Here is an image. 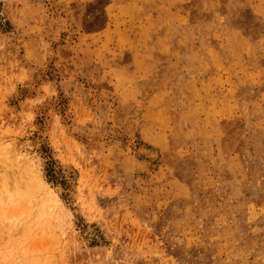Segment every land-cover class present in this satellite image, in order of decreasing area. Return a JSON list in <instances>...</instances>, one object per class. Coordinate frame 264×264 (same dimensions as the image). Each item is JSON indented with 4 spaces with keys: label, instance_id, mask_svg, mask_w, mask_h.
Listing matches in <instances>:
<instances>
[{
    "label": "rangeland",
    "instance_id": "obj_1",
    "mask_svg": "<svg viewBox=\"0 0 264 264\" xmlns=\"http://www.w3.org/2000/svg\"><path fill=\"white\" fill-rule=\"evenodd\" d=\"M0 264H264V0H0Z\"/></svg>",
    "mask_w": 264,
    "mask_h": 264
},
{
    "label": "bare ground",
    "instance_id": "obj_2",
    "mask_svg": "<svg viewBox=\"0 0 264 264\" xmlns=\"http://www.w3.org/2000/svg\"><path fill=\"white\" fill-rule=\"evenodd\" d=\"M67 171H68V170H67ZM69 171H70V170H69ZM72 175H73V174H72ZM65 177H66V178L68 177V174H67V173L65 174ZM71 177H72V176H71ZM67 181H68V180H67ZM68 182H69V181H68Z\"/></svg>",
    "mask_w": 264,
    "mask_h": 264
}]
</instances>
